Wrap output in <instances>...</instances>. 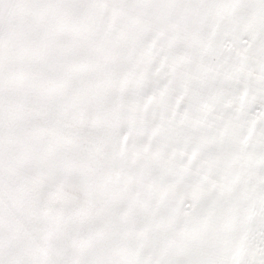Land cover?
<instances>
[{
    "label": "snow or ice",
    "instance_id": "1",
    "mask_svg": "<svg viewBox=\"0 0 264 264\" xmlns=\"http://www.w3.org/2000/svg\"><path fill=\"white\" fill-rule=\"evenodd\" d=\"M0 264H264V0H0Z\"/></svg>",
    "mask_w": 264,
    "mask_h": 264
}]
</instances>
